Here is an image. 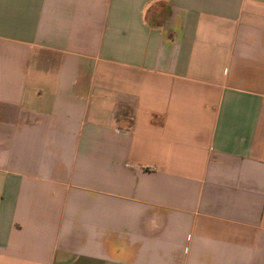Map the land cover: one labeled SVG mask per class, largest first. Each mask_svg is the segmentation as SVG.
<instances>
[{
	"label": "crops",
	"instance_id": "0c3cea01",
	"mask_svg": "<svg viewBox=\"0 0 264 264\" xmlns=\"http://www.w3.org/2000/svg\"><path fill=\"white\" fill-rule=\"evenodd\" d=\"M0 264H264V0H0Z\"/></svg>",
	"mask_w": 264,
	"mask_h": 264
}]
</instances>
